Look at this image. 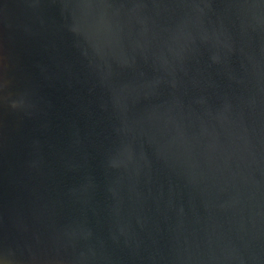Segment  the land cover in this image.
<instances>
[{
  "label": "water",
  "instance_id": "95a60500",
  "mask_svg": "<svg viewBox=\"0 0 264 264\" xmlns=\"http://www.w3.org/2000/svg\"><path fill=\"white\" fill-rule=\"evenodd\" d=\"M0 264H264V0H0Z\"/></svg>",
  "mask_w": 264,
  "mask_h": 264
}]
</instances>
